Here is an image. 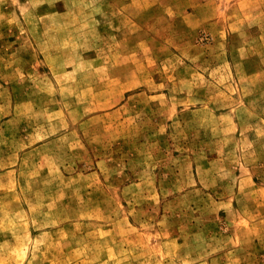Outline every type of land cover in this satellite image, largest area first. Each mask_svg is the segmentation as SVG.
I'll use <instances>...</instances> for the list:
<instances>
[{
  "label": "rangeland",
  "instance_id": "obj_1",
  "mask_svg": "<svg viewBox=\"0 0 264 264\" xmlns=\"http://www.w3.org/2000/svg\"><path fill=\"white\" fill-rule=\"evenodd\" d=\"M0 264H264V0H0Z\"/></svg>",
  "mask_w": 264,
  "mask_h": 264
}]
</instances>
